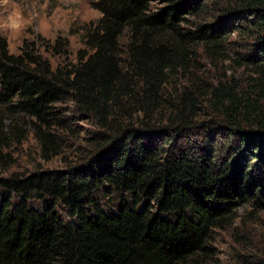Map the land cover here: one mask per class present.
I'll return each instance as SVG.
<instances>
[{"label": "trees", "instance_id": "1", "mask_svg": "<svg viewBox=\"0 0 264 264\" xmlns=\"http://www.w3.org/2000/svg\"><path fill=\"white\" fill-rule=\"evenodd\" d=\"M93 7L73 62L65 38L12 54L0 37V108L43 158L62 104L97 129L79 167L0 179V264H199L238 209L264 208V0ZM223 62L248 76L210 83Z\"/></svg>", "mask_w": 264, "mask_h": 264}, {"label": "rangeland", "instance_id": "2", "mask_svg": "<svg viewBox=\"0 0 264 264\" xmlns=\"http://www.w3.org/2000/svg\"><path fill=\"white\" fill-rule=\"evenodd\" d=\"M95 0H12L8 11L18 6L26 19L19 31L0 32L8 51L18 54L24 40L37 34L53 42L56 37L67 39L69 54L66 62L75 60L76 52L83 48L81 35L85 25L94 23L100 13L93 7ZM53 68L60 62L50 52L43 53ZM210 83L231 76L243 80L247 68H236L231 62L218 64L216 69L205 67ZM68 119V131L60 132L57 156L43 158L41 146L29 127L27 119L7 116L0 108V179L12 175L26 176L35 172L64 171L79 167L89 149L88 139L97 129L76 114L70 103L61 105ZM209 254L199 264H264V208H240L225 225L215 229L209 244Z\"/></svg>", "mask_w": 264, "mask_h": 264}, {"label": "clouds", "instance_id": "3", "mask_svg": "<svg viewBox=\"0 0 264 264\" xmlns=\"http://www.w3.org/2000/svg\"><path fill=\"white\" fill-rule=\"evenodd\" d=\"M12 0H0V32L19 31L26 25V19L19 7H14L11 12L8 11V6ZM100 15H103L102 13Z\"/></svg>", "mask_w": 264, "mask_h": 264}]
</instances>
